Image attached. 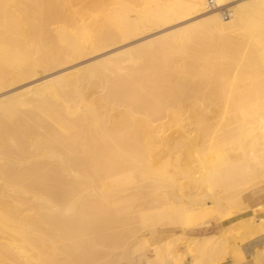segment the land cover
<instances>
[{"label": "rangeland", "instance_id": "rangeland-1", "mask_svg": "<svg viewBox=\"0 0 264 264\" xmlns=\"http://www.w3.org/2000/svg\"><path fill=\"white\" fill-rule=\"evenodd\" d=\"M119 1L120 0L116 1L117 7L120 6L123 1V5L129 6V8H127V13L130 18L135 17V15L137 14L136 11H138L137 9H142L151 2V0L149 2H146L145 0L146 3H143L144 1L142 2V0H137L138 2L136 0H123L121 1L122 3L120 2V4ZM258 1L259 0H227V4L228 6L251 4L256 5L258 4ZM95 2L97 8L96 5H93L94 2L91 5L76 4V6L73 7V9H76V13H74L75 16L74 14L72 16L73 18H76L75 20L73 19V23H75L74 26L88 22V16L96 17L99 15L98 10L103 6L101 4H99V6L97 4V0H95ZM29 5V9L33 8L30 3ZM69 5L70 4L68 3V6ZM206 6L207 4H196L194 9L185 14L177 16L172 20L145 23L143 25H139L137 28L125 35L116 36L114 34L117 33L114 31V36L112 37L113 39L110 38L111 40L108 39V41L106 40L107 42L105 41L103 44L94 46L92 48L88 47L87 50L84 49L82 53L77 55H64L61 60L55 63H49L50 65L48 64V66L44 65L40 68H37L36 71L30 72L24 77L16 79L9 77L8 79L4 78L5 81L2 80L3 82L0 84V100L11 95H17L27 87L38 85L49 79L67 74L69 75L68 77H70L71 79L73 78V83L70 84V87H68L70 93L74 92L73 89L75 90L79 88L77 90L78 93L76 92V94L80 93L79 97L82 100V102L80 101L79 103V97L75 95V92L74 95L76 97L73 94H70L69 91H67L66 94H70L67 95L68 99L74 96V98L72 97L73 99L71 98V100H75V103L73 102L74 104L70 103L71 100H69L68 103L73 104L74 106L77 105V103L78 105L84 103L83 105H81L82 110L79 113L74 111V114H76V118L74 119L75 122L73 121V116L75 115H72L73 118H71V120L75 124L72 122L74 129L71 133H69V136L67 135L68 137H66V134L63 135V133H60L59 130H55L56 128L54 126H51L50 128L51 124L49 125V123L40 120L39 118H37V122L32 121L35 120L36 117L33 116L34 119H32L33 117L31 114L25 113V116L21 115L20 117H18L19 119L17 118L15 120V123L13 122V127L19 126L17 127L18 132L22 130L23 132H25L27 131L26 129H32L34 131L32 133H29V137L26 136L28 135L27 133H24V137L26 136L25 138H27V140L25 139V141L27 142L25 143L24 139V143L23 141L20 142V145L24 147L23 148L22 146H20L22 147L21 152L20 150L18 152V149L16 150L14 148L17 146H12V149L10 148V152L12 150L11 156L5 159L3 158L4 156L0 157L2 158V160L0 159V164H3L4 169L6 167V169L13 168L12 165H16V167H18V165H22L24 163L25 165H27V168H29V171H31L30 169H35L33 166H38L41 162H49V164L55 163V165L60 164L59 166H55L53 164L49 167L52 169H57L62 166L61 161H63V164L70 162V156L81 157L80 154H82L83 151L85 153L86 149H88L90 153H92L91 151L94 150L93 152L95 153L96 146L97 150L100 149V152L96 150V154L98 156L95 157L97 158V160L96 158L94 160H90V157L88 158L89 161L92 162V165L94 163L93 168L94 166L96 169L98 167L101 168L97 169H100L98 171L99 173L95 172L97 171L96 169L92 170V165L90 166V162L87 163L88 160L86 158L83 159V157H81L80 160L76 157L75 174L65 175V173H60L59 175H57V173H55L58 177L56 175L54 177L53 171L51 172L52 174H50V172H48L47 170H43L40 173L37 171V175L33 170L32 172H34V175H31L32 173L28 174L30 176H27L28 178H23V180L25 179L24 181L21 179L20 183L17 185V187L19 185L23 186V188H21L20 186V194L18 195V193H16V198H14L17 201V204H15V206L17 207L22 206L21 208H35L41 209V211L43 209V211H47V215H52V219L56 216L61 217V215H63L62 217H64L67 209L68 212L72 211V214L71 212L70 214L66 212L65 217L69 216V219L67 222H65V225L68 227L73 225L76 226V242L66 244L62 243L61 241H57V243H54L52 245H46L48 246V249L50 246L55 247L54 249H58V246L59 248L61 246V249H58L56 251H58L59 255H61L62 252V256H64V254H67V257L70 256L68 254L70 253L69 251H71V249H76L75 251L71 252L72 255L70 256L71 258L76 254V257L73 256L71 258H76V264H145L146 260L148 258H151L150 252L152 254V258L151 260L147 261V264H164L162 256L160 257L159 255V257L157 258L154 255L156 252L161 254L162 247L166 243H169L174 251H179L181 253H184V251L190 249L191 251L188 254L191 255L192 253H194L195 244L197 243L198 239H201L202 237H213V239L217 241L218 239L226 236L224 232L228 231L225 229L223 230L221 227L229 224L234 220L241 221V238L248 233L250 235L262 229L259 226V222H262L263 220L254 218L257 210L262 209V206L261 204H259V207H257V209L253 208H255L259 203L256 198H258V196L264 192V183L258 184L257 187L252 190L254 191L256 189V193L252 195L251 192H247L245 193V195L243 194L245 201H248V205L250 207L247 205V202L244 201H237L233 204L225 202L226 199H223L225 196L222 195V193V196L218 195L220 194V192H222V189H217V192L218 190L219 192L218 194L216 193V195L220 196L219 202L220 210L223 214L222 218L214 219V221L216 222H213L207 227L201 229H189L183 231L177 224L174 223V225L164 224L152 226L146 229L145 227H142V225H140V223H138L139 221L137 220L138 212H142V210L143 212L152 210L156 207V203L160 204L163 202L182 201L187 206H190L194 204L195 201L200 202L207 200V196L203 191V185L200 183V181L195 179V161L197 160V158L187 157L186 148L188 146H192L193 143H197L200 145L198 154H206L207 152L215 149L217 146L223 144L225 140L233 138L234 135H237L235 132L238 126V123L236 121L237 115L239 118L242 117L244 121L246 120V122L251 125V122H253L254 119L257 118V115L261 114L262 111H264V96L254 94L251 95L250 98L244 100L241 99L243 97H240L241 95L243 96L244 93L250 91L249 89L253 91L255 86H259L257 88H262V86L264 87V73H262L264 72L262 71V69L264 68L261 65L262 63L260 62V60L258 61V57L254 59L256 57V54H251L250 50L247 49L248 47L246 48V44L242 43V40L239 39V37L237 38L236 36V40H238L236 42L235 40H233L235 39V36H232L231 39L228 38L231 42L227 41L229 42L226 44V47L227 45L229 47L227 48L229 49L227 52V49H225L226 47L224 46L226 43L225 41L228 40L227 38L226 40L222 41L219 39L223 38L217 39V37L210 36L208 33L204 32L202 46L200 45L199 47L198 44L200 43L196 44V42L194 43L196 49L194 48V45H188L190 47L185 45L188 47L187 49H189L193 54H191L189 50H187V52L185 51L184 53L183 49L185 50V46L177 43L175 44V34L181 32V30L187 26H191L197 22H200L201 20L209 17L215 12L214 10L208 9ZM82 7H85L87 9L85 13H81L82 9L80 8ZM109 7L114 6L109 5ZM222 8L216 9V11L219 12L220 10H222ZM19 12L20 11L17 10L15 11L16 15H18L19 17V20L31 17H44L43 19L48 21L47 25L51 28L56 25H62L58 24V22L60 23L61 20L56 21L55 23V20L53 21L49 15L47 16V14H41L39 10L38 12L36 11V13H31L32 11L27 10V12L31 14L23 13L22 16L20 14L22 12ZM17 30L18 34L20 35H14V38L16 40L17 38L15 36L18 37V40L20 37H24V35L25 37L27 36L26 38L24 37V39L22 38V42L24 40L28 41L29 38L31 39V36L33 37L34 35H37L35 27L32 28V26H29L27 24V22L22 25V29ZM51 33L53 34L54 32ZM215 38L217 42L215 41ZM207 40H209L210 42L208 41V43ZM28 42L30 43V40ZM214 42H216V44H214ZM149 44L151 45V48L149 47L148 51L147 46ZM196 45H198V48L196 47ZM204 45H206L207 49L211 48L212 46L213 52L211 51V49L209 50V52L207 49H204ZM181 46L183 49L181 48ZM28 48L32 56L37 55L36 49L32 44H30ZM145 48L146 50H144ZM193 48L195 50L201 48L199 49L200 51L198 50V52H201L200 54H202L203 52V56L197 54L198 52ZM245 48L248 53H246ZM191 49L195 52L191 51ZM214 49H216L217 52ZM207 52L209 54H207ZM162 53H164V55ZM194 53L199 58L201 57L200 60L202 59V57H204V61L201 60L202 63L199 62V64L201 63L205 66L204 67L202 65L203 68L198 67L200 68V70H197L198 68L196 67L197 71L194 69L196 73L194 71L192 73L191 69L190 71L188 70L187 66L189 65V62H186L191 56L194 55ZM129 54L132 55L128 56ZM251 55H255L253 59L252 57L250 58ZM127 57L129 59L132 58L133 63L130 62ZM136 58L139 60H137ZM109 59H116L117 62L122 60L120 61L121 63L119 62V65H124V67H121L124 68V72L121 73L119 70V73L107 72L105 73L106 75H104V73H99L97 75L99 77H94L95 79L93 77H87L86 79V75L85 77L82 76L84 75L82 74V72L85 68H94V66H97V64ZM125 59L129 61H125ZM136 61L138 64L136 63ZM186 63H188V65ZM133 64L135 69H133ZM195 65L196 64H194L193 66L194 68ZM127 69H131L133 71H128ZM130 71L133 73H131ZM203 73L204 76L202 75ZM79 74H82L80 75L82 77H80ZM129 74L131 76H129ZM76 76H78V78ZM127 76H129V78ZM185 76L187 78H185ZM103 78L104 80H102ZM179 82L188 83L187 87L191 86V88L186 87V90L184 91H188V94L191 93L190 96H188V94L186 93L183 95V93L174 92L177 91L179 87H181V85H179L181 83ZM250 82L254 85V88H252V84H249ZM74 83H77L79 86ZM72 86L75 87L73 88ZM76 86L78 87L76 88ZM115 86L117 87V89ZM192 87L196 88L194 90L196 92L195 95L193 94L194 92L190 91L192 90ZM257 88H255L254 90H257ZM239 89L241 90V92L243 91L242 94L239 93ZM198 90L202 97L200 95H197ZM114 92L118 94H115ZM180 94L181 96L183 95V98L179 96ZM192 94L193 96H191ZM237 95H240L238 96L240 99L236 100ZM118 96H120V98ZM124 98L127 100H125ZM85 99L87 100V103ZM144 99L150 100L149 102L151 103L149 104L148 102L146 105V102H144L143 105ZM129 101H131L130 104ZM177 102H179L180 104ZM56 106H58L59 109L62 108V106L60 107V105H57V103ZM83 107L85 110L83 109ZM74 109L75 108H73V110ZM231 119L234 120L235 124H232L234 122H232ZM33 122L36 123L32 125ZM18 123L19 125H16ZM79 123H81V125H79ZM94 123L96 125H94ZM42 126L44 129L41 128ZM75 127L78 129H75ZM233 127H235V130ZM51 129H53V133L50 132ZM108 139L109 141H107ZM103 141L106 143H104ZM53 142L56 143L54 144ZM62 142L65 144H63ZM100 142L101 144H99ZM90 145L94 147L93 150H90L92 149V146ZM83 146L85 148H82ZM86 146H90L91 148H87ZM103 147L104 149L106 148L105 151ZM101 148L103 151L101 150ZM88 150H86V152H88ZM104 152H107L108 155H106ZM20 156L21 158L19 159ZM88 156L89 155H87V157ZM105 156H109V163H107L108 161L105 159ZM125 156H127L128 158L126 159ZM102 157L104 159H102ZM164 158L168 161V172L161 176L154 174L153 171L149 168L150 165L158 166L157 164H160V162L165 163L166 160ZM66 159L68 161H66ZM162 159L164 160L162 161ZM82 160L84 163L83 166L87 168L82 166ZM58 161H60L59 164ZM101 162L102 164L104 163V165H100ZM9 164L11 165V167ZM105 164L108 166H106ZM23 167H18V170L23 169ZM27 168L24 167V171H26L25 169ZM148 168L150 169V173L145 174V177H148L145 179H140L138 176L139 169L148 170ZM253 168L255 167L253 166ZM83 169L85 170V172ZM102 170L103 172H106L103 173ZM120 170H123V172H119ZM92 171H94L95 173H93ZM254 171L256 173L255 180L259 182L262 181V174H259L257 172V169H255ZM43 172L46 173L42 175ZM90 172L93 174L91 175ZM35 176L37 179H35ZM29 177H31V180ZM42 179L45 180L43 181ZM109 180H112V182H108L106 184V182ZM43 182L44 185H42ZM1 183L2 179L0 180V184ZM103 183L105 184L103 185ZM1 189L2 188H0V192L2 191ZM26 189L27 191H25ZM46 194L48 195L46 196ZM228 195H226V197ZM3 198L0 197V199ZM48 200H50L51 205L53 204L52 206L48 205ZM69 208H72V210ZM57 211L60 213V215L58 213H56L57 215L55 214V212ZM61 211H63L64 214H62ZM248 215H250V217L244 219V217ZM72 220L76 223H72ZM69 221H71L70 225H68ZM162 233L169 235L170 239L164 241L160 245L149 246V240L154 238V236L161 235ZM64 244L65 246H63ZM71 245L75 248L70 247ZM63 249L65 250L63 251ZM45 252L47 256L54 255L51 251L44 250V253ZM184 262L185 261H183L182 263L184 264Z\"/></svg>", "mask_w": 264, "mask_h": 264}, {"label": "bare ground", "instance_id": "bare-ground-1", "mask_svg": "<svg viewBox=\"0 0 264 264\" xmlns=\"http://www.w3.org/2000/svg\"><path fill=\"white\" fill-rule=\"evenodd\" d=\"M99 1H100V3H99ZM116 1H118V0H116ZM116 1L115 0H97V4L98 5L101 4L103 6L100 9L98 7L99 10L97 9L99 11V12L97 11L99 13V15L96 17L95 16H90V17L88 16V19H89L88 22L74 26L75 23H73V22L76 18H73L72 16L74 13H76V9H73V7H75L76 4L91 5L93 2H94L93 5H96L95 0H0V84L3 81H5L4 78L8 79L9 77H11L13 79H16V78L24 77L26 74L36 71L37 68H40L44 65L48 66L49 63H55V62L61 60L64 57V55L80 54L84 51V49L87 50L88 47L92 48L94 46H98L100 44H103L106 40L108 41V39L112 38L114 35H116V36L117 35H125V34L129 33L130 31L134 30L135 28H137L139 25H143L145 23H152L155 21L172 20L179 15H182V14H185V13L191 11L192 9H194L196 4H207L208 0H151V2L147 6H145L144 8L137 9L138 11L135 10L137 14L135 15L134 18L129 17V15L127 13V10H128L127 8H129V6L123 5V3H124L123 0L119 1V3L121 1H123V3L121 2L122 3V4L120 3L121 5L118 3L120 5L118 7H117ZM149 1L150 0H148V1L146 0V2H149ZM142 2L146 3L145 0H142ZM213 2H214V7L211 10H214L215 12L212 15H210L209 17L201 20L200 22H197L191 26H187V27L183 28L181 30V32H178L177 34H175L174 35L175 44L177 43V44H181L183 46H185V45L193 46L194 43L196 42V44L200 43V44H198L200 47V45L202 46V44H203V37H204L203 34L204 33H208L210 36L217 37V39L223 38V39H219L222 41L226 40V38L231 39L232 36H235V39H233V40H235V42H236V41H238V40H236V36H237V38L239 37V39L242 40V43L246 44V48L248 47L247 49L250 50L251 54L252 53L256 54V57L254 59H256L258 57V61L260 60V62L262 63V64L261 63L260 64L264 68V0H259L258 4H256V5L251 4V5H232V6L231 5L228 6L227 0H213ZM29 3L33 6L34 9L33 8L29 9V6H30ZM68 3L70 4L69 6H68ZM115 4H116V7H115ZM109 5H113L114 7H109ZM222 7H227V10L229 11V17L227 19H223L221 12H220L221 10L219 12L216 11V9H219V8L221 9ZM96 8H97V5H96ZM80 9H82L81 13H85L87 11V9L85 7L84 8L82 7ZM222 9H224V8H222ZM16 10L22 12V13L19 12L21 14V16L23 15V13L24 14H31V13H36V11L38 12V10H39V12H41V14H47V16L49 15L53 21L55 20V23H56V21L61 20L60 23L58 22V24H62V25H56L53 28H51L47 25L48 21L43 19L44 17L43 18L42 17H40V18L31 17V18L19 20L18 15H16V13H15ZM27 10L32 11V12L28 13ZM74 16H75V14H74ZM99 21H101L102 23ZM26 22L29 26H32V28L35 27V29L37 31V35H34L33 37L31 36V39L27 38L28 41L30 40V43L28 41H25V40L22 42L25 35H24V37H22L23 39L20 37L18 40L17 36H15L17 38V40L14 38V35H20V34H18L17 29H22V25L25 24ZM52 23H54V22H52ZM98 28H100L101 30ZM114 31L117 34H114L113 33ZM51 32H54V33L52 34ZM206 38H205V40H206ZM229 39L225 41L226 43L224 42L225 47H226L227 43L231 42V41H229ZM233 40H232V42H233ZM241 40H240V42H241ZM208 41L209 40H207V42ZM215 41L217 42L216 38H215ZM227 41H229V42H227ZM211 42H213V41H211ZM216 42H214V44H216ZM30 44H32L35 47L36 53H37L36 56H32L30 54V51L28 48ZM223 44H221V45H223ZM198 45H196L197 48H198ZM240 45H241V43H240ZM187 46H185V50L181 46L184 53H185V51L187 52V50H189L187 48L190 46H188V47ZM204 46H205L204 49H207L206 45H204ZM147 47H148V51H149V47L151 48V45L149 44ZM181 48H180V50H181ZM194 48H195V45H194ZM227 48H229L228 45L225 49H227ZM246 48H245V50H246ZM199 49H201V48H199ZM210 49L212 51V46H211V48L207 49L208 52ZM144 50H146V48ZM160 50H162V49H160ZM198 50H195V51L198 52ZM214 50H216V49H214ZM228 50L229 49H227L226 52ZM191 51H193V50L191 49ZM195 51H193V52H195ZM138 52H139V50H138ZM145 52H147V51H145ZM176 52H178V51H176ZM182 52H179V53H182ZM189 52H190V50H189ZM208 52H207V54H209ZM216 52H217V50H216ZM233 52H235V51H233ZM200 53L201 52H198L197 54H200ZM246 53H248L247 50H246ZM162 54L164 55V53H162ZM191 54H193V53H191ZM202 54H203V52H202ZM202 54H200V55H202ZM130 55H132V54H129L128 56H130ZM165 56H166V54H165ZM254 56L251 55L250 58L252 57V59H253ZM136 57H138V56H136ZM179 57H180V55H179ZM186 57H187V55H186ZM168 58H169V56H168ZM200 58L197 55H195V53H194V55L191 56L188 61H186V62H189V65H188V63H186L188 65L187 67H188L189 71L191 69L192 73H193V71L196 73L197 70H200V68H203L202 67L203 64H201L202 63L201 60L204 61V57H202L201 60H200ZM211 58H213V57H211ZM228 58H229V56H228ZM184 59H185V57H184ZM129 60H130V62H132V58H130ZM129 60L125 59V61H129ZM137 60H139V59H137ZM120 61H122V60H120ZM144 61H146V60H144ZM119 62H117L116 59H109L106 61L104 60L101 63L97 64V66H94V68L93 67L85 68L82 72V74H84V75L79 74V76L82 75L85 77V75H86L85 78L87 79V77H89V78L99 77V76H97L99 73H101V74L104 73V75H106L105 73H107V72H110V73L118 72L119 73V70L121 73H123L124 68H121V67H124V65H122V66L119 65ZM199 62H201V63L199 64ZM132 63H131V65H132ZM136 63H137V61H136ZM194 64H196L195 68L193 67ZM197 65H200V66H197ZM205 65H206V63H205ZM196 67L197 68L200 67V68L197 69ZM129 68H130V66H129ZM133 69H135L134 64H133ZM194 69L195 70L197 69V70L195 71ZM121 70H123V71H121ZM129 70H131V69H129ZM131 71H133V70H131ZM262 71H264V69H262ZM131 73H133V72H131ZM262 73H264V72H262ZM130 74H129V76H131ZM113 75H115V74H113ZM124 75H125V73H124ZM202 75L204 76V73ZM68 76L69 75L64 74V75L55 77L53 79H49V80H47L43 83H40L38 85L27 87V88L23 89L17 95H11L9 97H6V98H3L0 100V157L4 156L3 158L5 159V158H8L9 156H11L12 150L10 152V148L12 149V146H17L14 148L16 150L18 149L17 150L18 152H19V150L21 152L23 146L20 145V142H22L23 139H24V141H25V139L27 140V138H25V137L26 136L29 137L30 136L29 133H32L34 131L32 129H26L27 131H25V132H23V130L18 132L17 127H19V126L13 127V125H14L13 122L15 123V120L18 117H20L21 115H24L25 113L31 114L32 117L33 116L36 117L35 120H32V121L37 122V118H39L40 120H43V121L49 123V125L51 124L50 128H51V126H54L56 128L55 130H57V131L59 130V132L63 133V135L66 134V137L69 136V133H71L74 129L73 123L75 122L74 119L76 118V114H74V113L75 112L79 113L82 110L81 105H83L84 103H81V105H78V103L75 106L73 105L75 103V100L72 101L71 98L72 97L74 98L75 95H77L79 97L80 93L76 94L77 90L79 89V88H77L79 85L77 83H74V84L78 85V86H76L77 89H75V90L73 89V91L75 92V95H74L73 91H71L73 93H70L68 87H70V84L73 83V78L71 79ZM82 76H80V77H82ZM129 76H127V77L129 78ZM76 77L78 78V76H76ZM124 77H126V76H124ZM185 78H187V77L185 76ZM79 79H81V78H79ZM118 79H120V78H118ZM102 80H104V78ZM89 81H90V79H89ZM183 81H185V80H183ZM219 81H221V80H219ZM236 82H238V81H236ZM179 83H181V82H179ZM103 84H105V83H103ZM133 84H135V83H133ZM249 84L251 85L252 83L250 82ZM254 84H256V83H254ZM130 85H131V83H130ZM179 85H181V87H179V89L177 91H174V92L183 93V95L185 93L188 94V91L184 92L186 90L185 88L188 86V83H181ZM72 87L74 88L75 86H72ZM189 87L191 88V86H189ZM189 87H187V88H189ZM257 87H259V86H257ZM257 87L255 86V88H257ZM71 88H70V90H71ZM197 88H198V86H197ZM246 88H247V85H246ZM252 88H254V85ZM116 89H117V87H116ZM195 89L196 88L192 87V90H190V89H187V90L194 92L193 94L195 95V93H196L194 91ZM254 89H253V91L251 89H249L250 91H248L247 93H244L245 95L243 94V96L237 95V98L235 96L236 100L240 99L238 96L243 97V98H241L243 100L250 98V96L254 95V94H259V95L264 96V87L263 86H262V88H257V90H254ZM111 90H113V89H111ZM232 90H234V89H232ZM67 91H69V93L73 94L74 96H72L70 99H68L67 95H70V94H66ZM219 92H220V89H219ZM239 93L242 94L243 91L241 92V90L239 89ZM24 94H27V95H24ZM115 94H118V93H115ZM190 94H188V96H190ZM193 94L191 96H193ZM65 95H66V97H65ZM197 95L201 96V94L199 93V90H198ZM205 95H206V93H205ZM234 95H236V94H234ZM121 96H124V95H121ZM179 96L181 98H183L181 96V94ZM118 97L120 98V96H118ZM175 97H176V95H175ZM235 98H232V99H235ZM127 99H125V100H127ZM69 100H71L70 103H73V102L74 103L73 104L68 103ZM78 101H79V103H80V101L82 102L80 97H79ZM131 101H129V104L131 103ZM149 101L150 100H148V99H144L143 105H144V102H146V105H147V103ZM178 101H179V99H178ZM135 102H136V100H135ZM238 102H239V100H238ZM56 103H57V105L59 104L60 107L62 106V108H61L62 110L59 109L58 106H56ZM86 103H87V100H86ZM89 103H90V101H89ZM150 103L151 102H149V104ZM177 103H179V102H177ZM136 104H137V102H136ZM84 107H85V105H84ZM84 107H83V109H84ZM128 107H131V106H128ZM73 108H75V109L73 110ZM168 108H165V109H168ZM170 108H172V107H170ZM167 112H168V110H167ZM72 115H75V116H73L74 118L72 117ZM87 116H88V114H87ZM34 117L32 119H34ZM71 118H73L74 122L71 120ZM88 119H90V118H88ZM26 120H27V118H26ZM236 121L238 123L237 129L235 130V127H233V128H234L237 135L236 136L234 135L233 138L225 140V142L223 144L217 146L212 151L207 152L206 154H201V155L198 154L200 145L197 143H193L192 146H188L186 148V156L187 157H189V158L196 157L197 158V160L195 161L196 162V171H195L196 177H195V179L200 181V183L203 185V191H204L205 195L207 196V200L200 201V202L195 201V203L190 205V206H187L182 201L163 202L160 204L156 203L155 204L156 207L154 209L149 210L147 212H143V210H142V212H138V215H137L138 219L137 220L139 221L138 223H140V225H142V227L148 226V225H153V224L157 225V224H161V223H168V224H172V225L177 224V225L182 226L183 227L182 229H186V228L196 227L199 224L206 222L207 220H209L210 218H212L214 216L215 217L219 216L218 219H220V218H222V213L220 210V202H219L220 196H218V195H221V193H222V195H224L226 197V195L229 194L226 198L223 196L224 197L223 199H226L225 202H227L229 204H233L237 201L246 202L244 199L245 193H247V192L250 193L254 188L257 187L258 184L264 183V111H262L261 114L257 115V118L254 119L253 122H251V125H249L246 122V120L244 121L242 117L239 118L238 115H237ZM232 122H234V120H232ZM21 123H23V122H21ZM35 123L33 122L32 125ZM28 124H30V123H28ZM232 124H235V122ZM16 125H19V123ZM25 125H27V124H25ZM79 125H81V123H79ZM94 125H96V124L94 123ZM39 128H40V126H39ZM41 128H43V126ZM53 129H51L50 132H52ZM75 129H78V128L75 127ZM29 130H31V131H29ZM24 133L25 134L27 133L28 135H26L24 137V135H25ZM57 135H58V133H57ZM35 139H34V141H35ZM106 139H107V137H106ZM28 140H29V138H28ZM102 140H104V139H102ZM24 141H23V143H24ZM107 141H109V139ZM26 142L27 141H25V143ZM53 143L55 144L56 142H53ZM104 143H106V142H104ZM63 144H65V143H63ZM99 144H101V142ZM20 146H22V147H20ZM34 146H35V144H34ZM90 146H92V145H90ZM89 147H87V148H89ZM82 148H85V147L83 146ZM95 148H96L95 153L93 152L94 151L93 146H92V149H90V150H93V151H91L93 154L90 153L88 149H86V150H88V152H86V150H85V153H84V151L83 152L79 151V152H82V154H80V153L79 154L81 155V157H83V159L86 158L88 160L87 161V163H88V162H90L88 159L89 157L91 158L90 160H94L98 156L96 154L97 146ZM106 148H107V146H106ZM44 149H45V147H44ZM103 149H104V147H103ZM105 149H104V151H105ZM99 150H97V151H99ZM101 150H102V148H101ZM107 152H104V153L106 155H108ZM58 153H59V151H58ZM87 153H89V154H87ZM103 154H102V156H103ZM71 155H72V153H71ZM87 155H89V156L87 157ZM47 157H49V156H47ZM76 157L81 160L80 156H76ZM76 157L70 156L69 157L70 162H67L64 164L62 163L63 161H61L62 166H60V168L56 167L57 169L49 168L50 165H53V164L55 165V163H53V162H52L53 164H49V162H46V163L41 162L38 166L37 165L33 166L35 168L33 170L36 172L35 174H37L38 172L40 173L43 170L44 171L47 170L48 172H50V174H52L51 172L53 171L54 177L56 175L55 173H57V175H59L60 173H62V174L65 173V175H69V174L72 175V174L76 173ZM125 157H126V159L128 158L127 156H125ZM20 158H21V156L19 157V159ZM0 159L2 160V158H0ZM67 159H66V161H68ZM102 159H104V158L102 157ZM105 159L108 161L110 158H109V156H105ZM164 159H162V161ZM80 160H78V161H80ZM96 160H97V158H96ZM165 160H166L165 163L160 162L161 165L157 164L158 166L150 165L149 168L153 171L154 174L161 176V175L165 174L166 172H168V169H169L168 168V161H167V159H165ZM16 161H18V160H16ZM59 162L60 161H58V164H59ZM109 162L110 161H108L107 163H109ZM7 163H8V161H7ZM19 163H22V162H19ZM90 163H91L90 164V166H91L92 162H90ZM81 164H82V166L84 165L83 160H82ZM0 165H1L0 166V176L2 177V178L0 177V180L2 179V183L0 184V188H2L1 189L2 191L0 192V197L1 198L4 197L3 199H0V264H76V258L71 259L73 256L76 257V254L70 258V256L72 255L71 252L75 251L76 249L75 250L71 249V251H69L70 252L68 254V255H70L69 257L66 256L67 254L66 255L64 254V256H62V252H61V255L58 254V251H56V250L61 249V246H60V248L58 246V249H54L55 247L50 246V247H52V248L49 247V249H51V250L48 249L49 245L57 243V241L58 242L61 241L62 243H66V244H71V242L72 243L76 242V226L73 225V226L68 227L65 225L66 224L65 222H67L69 219L68 218L69 216L65 217L66 212H68V209L66 211V208H65L66 212L64 211L65 212L64 217H62L63 215H61V217L56 216L55 218L52 219V215H50V214L47 215L48 214L47 211L45 212V211H43V209L41 211V209L24 208V207L21 208L22 206L21 207L15 206V204H17V201L14 198H16L15 197L16 193H18V195L20 194L19 189L21 186V185H19L17 187V185L20 183L21 179L23 180V178L30 176L28 174L32 173L31 175H34L33 174L34 172H32L33 171L32 169H30L31 171H29V168H27V165H25L24 163L22 165H18V167L22 168L24 166L27 168V169H25L26 171H24V167H23V169L18 170V167H16V165H12L13 168L8 167L9 169H6L7 167L4 169L3 164H0ZM59 165H55V166H59ZM93 165H94V163H93ZM93 165H92V168H93ZM100 165H104V163L102 164V162H101ZM106 166H108V165H106ZM253 166L255 168H253ZM10 167H11V165H10ZM83 167H85V166H83ZM88 167H89V164H88ZM85 168H87V167H85ZM98 168H100V167H98ZM149 168H148V170L139 169L138 176L140 179H145L148 177V176L145 177V174L150 173ZM95 169L96 168L94 166V168L92 170H95ZM255 169H257V172L259 174H262L263 180L260 182L255 180L256 179V173L254 171ZM99 170H97L95 172L99 173L98 172ZM103 170H102V172H103ZM48 172H47V174H48ZM84 172H85V170H84ZM92 172L95 173L94 171H92ZM104 172H106V171H104ZM119 172L122 173L123 170H120ZM44 173H46V172H43L42 175ZM93 173H91V175ZM29 178L31 180V177H29ZM35 179H37L36 176H35ZM41 182H40V184H41ZM108 182L111 183L112 180L107 181L106 184ZM23 183H25V182H23ZM37 183H39V182H37ZM104 184L105 183H103V185ZM33 185H35V184H33ZM36 185H38V184H36ZM42 185H44V182ZM41 187H43V186H41ZM21 188H23V186H21ZM57 188H59V187H57ZM219 188L222 189L221 190L222 192H220V194H218L219 190L217 192V189H219ZM25 191H27V189ZM37 191H39V190H37ZM216 193L218 195H216ZM65 194H66V192H65ZM33 195H32V197H33ZM47 195L48 194H46V196ZM49 195H50V193H49ZM54 198H56V197H54ZM71 198H72V196H71ZM32 199H34V198H32ZM54 201H57V200H54ZM33 202H35V201H33ZM48 203H49L48 205H51L50 200H48ZM55 205H57V204H55ZM73 205H74V203H73ZM51 206H49V207H51ZM54 206H53V209H54ZM69 209L72 210V208H69ZM55 210H57V209H55ZM60 210H58V211H60ZM58 211L55 212V214L58 213L60 215V213ZM61 212H62V214H64L63 211H61ZM70 212L72 214V211H70ZM70 212H68V213L70 214ZM52 213H53V211H52ZM73 218H74V215H73ZM73 220H72V223L75 222V221L73 222ZM70 222L71 221H69L68 225H70ZM226 241H227V239H226ZM225 242H224V245L226 244ZM62 243H60V244H62ZM214 243H215V241H214ZM46 245H48V246H46ZM72 245H75V244H72ZM72 245L70 247H73ZM206 245L211 249L212 245H213L212 239H208V241H206V243H205V246ZM63 246H65V244ZM231 246L233 247V245H231ZM225 247H224V252H226ZM73 248H75V247H73ZM227 248H228V246H227ZM65 249H66V247H65ZM65 249H63V251ZM229 249L231 250L230 247H229ZM44 250L51 251L54 255H48L47 256L46 252L44 253ZM227 252H230V251H227ZM225 254H224V256H225ZM226 255H228V254H226ZM44 259H45V261H44Z\"/></svg>", "mask_w": 264, "mask_h": 264}, {"label": "crops", "instance_id": "crops-1", "mask_svg": "<svg viewBox=\"0 0 264 264\" xmlns=\"http://www.w3.org/2000/svg\"><path fill=\"white\" fill-rule=\"evenodd\" d=\"M254 193H256V189L254 191H251V195ZM256 199L259 202L258 205L255 208H251L257 209V207H259V204H261L262 209L257 210L254 218L263 220L262 222H259V226L262 229L258 232L252 233L250 235L248 233L241 238V221L234 220L229 224L221 227L223 230L225 229L228 231L224 232L226 236L218 239L217 241L214 240L213 237H202L201 239H198L197 243L195 244L194 253H192L191 255L188 254L191 251L190 249L184 251V253H181L179 251H174L172 246L169 243H166L162 247L161 254L156 252L154 256H156L157 258L159 257V255L160 257L162 256L164 264H183V261H185L184 264H264V192L261 193ZM246 202L248 205V201ZM250 215L245 216L244 219L249 218ZM218 217L219 216H214L206 222H203L202 224H199L198 226L192 228L182 229V226H178L183 231L189 229H201L207 227L213 222H216L214 221V219H218ZM164 224L168 223H161L157 225ZM157 225L153 224L144 227L147 229ZM169 239V235L162 233L161 235L154 236V238L150 239L148 244L149 246L160 245L161 243ZM208 239H212L213 242L211 249L207 245L205 246V243L206 241H208ZM224 242L226 243L225 245ZM230 244L233 245V247ZM224 247L226 248V252H230H224ZM229 247L231 248V250L229 249ZM150 256L152 258L151 252ZM151 258H148L145 264H147V261L151 260Z\"/></svg>", "mask_w": 264, "mask_h": 264}, {"label": "built area", "instance_id": "built-area-1", "mask_svg": "<svg viewBox=\"0 0 264 264\" xmlns=\"http://www.w3.org/2000/svg\"><path fill=\"white\" fill-rule=\"evenodd\" d=\"M206 7L208 9H212L214 7L213 0H208ZM220 12H221V15H222L223 19H227L229 17V11L227 10V8L222 9Z\"/></svg>", "mask_w": 264, "mask_h": 264}]
</instances>
